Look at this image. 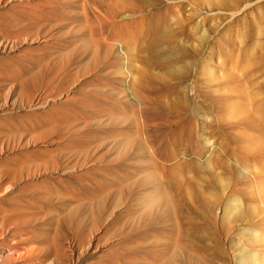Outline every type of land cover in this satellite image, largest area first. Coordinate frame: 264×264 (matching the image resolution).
<instances>
[{
    "label": "rangeland",
    "instance_id": "rangeland-1",
    "mask_svg": "<svg viewBox=\"0 0 264 264\" xmlns=\"http://www.w3.org/2000/svg\"><path fill=\"white\" fill-rule=\"evenodd\" d=\"M93 1L102 15L90 18L98 37L90 39L91 68L81 64L63 87H40L31 95L38 102L17 109L84 91L118 107L95 117L105 131L88 151L71 136L9 148L0 140V164L38 142L57 150L61 168L47 173L65 179L59 198L25 193L23 175L1 180L0 264H141L131 253L140 244L178 264H264V0H42L60 20L47 24L51 34L15 35L0 25V54L25 55L52 34L65 42L60 49L76 48L85 34L69 11ZM36 2L0 0V16ZM111 4L117 17L106 11ZM52 63L68 64L58 51Z\"/></svg>",
    "mask_w": 264,
    "mask_h": 264
},
{
    "label": "bare ground",
    "instance_id": "bare-ground-1",
    "mask_svg": "<svg viewBox=\"0 0 264 264\" xmlns=\"http://www.w3.org/2000/svg\"><path fill=\"white\" fill-rule=\"evenodd\" d=\"M120 3L121 2L117 0V4ZM113 5L114 4L109 5L106 11L107 13L113 11L111 16L117 17L119 12L114 9ZM122 5H124V3ZM82 7H84V9L80 12H68L70 16L74 18L79 17L80 24L83 25L82 31L85 37L83 43L81 42L80 45L75 44L76 48L65 47L60 49L65 45V42L58 36L52 34L54 38L53 42L27 47L25 55L14 52L0 54V90H5L4 99L0 97V104H5V109L0 110V140L5 141L7 148L10 147V141L17 142L18 144L22 142L26 143L28 139L33 142L36 140L40 142L45 141L39 139V137H41L48 140L45 142L51 143L53 140H62L64 137L71 136L70 143L72 145H85L86 147H84L86 151H88V149L92 148V144L94 146L96 145L94 141L95 138L105 131L101 124L94 120L95 117L105 111L117 109L118 105L116 103L93 95L87 91L75 93L73 97L69 95L71 98L52 104L48 108L17 109V106L20 105V101L22 104H33L38 102L37 99L31 100L32 93L34 91L38 93V88L42 87L44 89L43 93L60 89L67 82L68 77L74 75L73 73L76 71L79 72L77 69L81 67V64H85L87 67L93 65L92 59L87 61L86 57H89V53L91 54L92 44L94 46L95 39L90 41L91 37H98L95 32V21L91 23L90 18L102 14L99 2L97 4L95 1L91 3L86 2ZM5 12L7 14H3L2 17L0 16V25L7 33L15 35H38L42 33H45V36L49 35L51 32L46 29L47 24L49 22H54L51 20H59V17H57L54 12L46 8V4L43 3L42 0L30 4L19 3L15 7H9ZM57 23L58 22L52 25L50 29H58L59 26ZM120 26H122V23H113L114 28ZM65 39L71 43L69 37H65ZM93 48L95 50V46ZM4 49V44L0 45V50ZM56 51H58L68 64L59 65V63H52ZM94 54L95 53H93L91 57H93ZM64 72H67V75H65ZM5 84H9V87L5 88ZM14 94L17 100L13 98ZM78 117L84 118V120H81L83 124L75 127L73 124ZM106 132L113 135L123 131L119 128L110 129L108 127ZM25 134L28 136H25ZM70 143L64 145L63 148H73ZM84 147L76 149L80 150ZM57 152V150L44 147L38 142L36 145H30L10 155L4 156L0 164V184L2 179L11 181L23 175V178L25 177L27 179L26 182L21 185L24 190L27 187L25 193L37 197H50L54 195L59 198L60 192L63 193V182H65V179L61 174L55 172L47 173L48 171H55L61 168L59 157L55 158L53 155V153L57 154ZM124 152L126 156L129 155L128 150ZM104 153L109 160L112 159L115 161L117 156H115L116 153H113L112 148L104 149ZM37 173L39 176H37ZM80 175L79 173L75 175L79 186ZM30 176H32V179H28ZM79 186L76 184L78 191ZM68 188L73 192L75 190V185ZM15 212L16 215H20L22 219L24 210H15ZM62 220L63 219L60 218L57 221L53 230L56 238L54 241V256L56 259L60 256L59 249L62 237L59 231L62 227ZM131 253L137 261L143 264H178L174 263L171 255H167V253L161 251L154 245L147 246L140 244L133 246V251Z\"/></svg>",
    "mask_w": 264,
    "mask_h": 264
}]
</instances>
